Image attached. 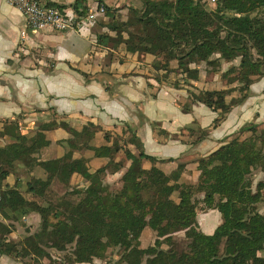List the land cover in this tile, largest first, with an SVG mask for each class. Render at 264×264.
Here are the masks:
<instances>
[{"label": "trees", "instance_id": "trees-1", "mask_svg": "<svg viewBox=\"0 0 264 264\" xmlns=\"http://www.w3.org/2000/svg\"><path fill=\"white\" fill-rule=\"evenodd\" d=\"M213 6L208 8L203 0H141L139 8L128 9L124 22L108 25L118 32L116 38L102 34L95 42L115 48L125 34L127 52L153 55L155 71L182 76L190 102L183 109L204 104L216 113V128L231 111L228 96L237 91L234 103H241L249 86L264 76V0H213ZM113 11L104 6V16ZM235 60L237 65L222 71L223 63ZM200 71L236 86L196 94L191 81L199 80ZM67 130L78 151L90 150L106 164L90 173L87 160H74L69 152L40 162L49 142L35 138L27 147L16 121L4 122L2 136L8 142L0 145V181L20 169L27 178L23 188L0 187V215L9 223H21L35 213L40 222L21 240L11 239L9 226L0 223V256L20 264H143L146 257L144 264H264V207L259 210L264 206V178L252 180L255 173L264 174V126L241 128L201 158L194 184L178 183L177 173L160 170L156 163L172 160L147 155L129 129L105 132L99 147L91 144L92 132ZM193 135L187 127L178 137ZM205 137L202 133L191 143ZM121 170L115 188L106 176ZM76 175L80 183L73 182ZM72 194L78 196L74 204L65 200ZM198 209L220 214L212 235L199 231ZM145 228L156 240L140 249ZM177 234H182L178 241L173 238ZM114 253L119 259L111 263Z\"/></svg>", "mask_w": 264, "mask_h": 264}, {"label": "crops", "instance_id": "crops-1", "mask_svg": "<svg viewBox=\"0 0 264 264\" xmlns=\"http://www.w3.org/2000/svg\"><path fill=\"white\" fill-rule=\"evenodd\" d=\"M76 1L42 0V3L78 19L96 11L99 5L116 11L112 16L97 13L90 28L28 31L22 39L24 16L5 0H0V145L8 142L2 136L4 122L14 120L25 146H31L35 138L49 142L39 154L40 162L61 158L69 152L74 160H87L86 167L93 173L107 160L95 159L90 150L78 151L67 129L92 132L94 147L104 144L105 132L120 133L129 129L140 139L147 155L172 160L156 163L160 170L166 175L177 173L178 183L194 184L201 158L217 150L241 128L264 126V76L256 78L249 86L241 103H234L240 96L237 91L228 96L231 111L224 122L213 128L216 113L204 104L196 102L190 104L189 111L183 109L189 96L182 76L155 71L153 55L138 57L127 52L125 34L120 35L122 42L115 48L95 42L102 34L116 38L118 32L111 31L108 25L124 22L128 9L139 8L141 0H79V6L74 8ZM191 84L196 94L236 86L223 81L218 74L210 76L204 71H200L199 80ZM187 127L194 135L183 140L178 136L180 130ZM202 133L206 134L204 139L191 143ZM144 167L149 168L150 163L145 162ZM16 172L6 176L0 187L20 184L23 188L27 175L22 169ZM122 173L123 170L108 174L106 181L117 188ZM73 182L80 183L81 177L74 176ZM176 198L175 193L173 199ZM65 200L74 204L78 196L68 195ZM39 222L35 213L27 215L21 223H9L0 215V223L9 226L13 240L29 235L30 229H35ZM220 222L216 210L197 213L199 231L204 235H212ZM181 236L177 234L173 238ZM155 240V233L145 228L139 237V248L147 249ZM118 259L114 253L108 260L114 263ZM0 264L20 263L4 255L0 256Z\"/></svg>", "mask_w": 264, "mask_h": 264}, {"label": "built area", "instance_id": "built-area-1", "mask_svg": "<svg viewBox=\"0 0 264 264\" xmlns=\"http://www.w3.org/2000/svg\"><path fill=\"white\" fill-rule=\"evenodd\" d=\"M9 5L16 8L25 19L23 29L20 32L25 39L27 32L37 33L50 29L57 32L90 28L96 19V14H104V6L99 5L96 11H90L84 18L66 16L60 10L45 7L42 0H5Z\"/></svg>", "mask_w": 264, "mask_h": 264}, {"label": "rangeland", "instance_id": "rangeland-1", "mask_svg": "<svg viewBox=\"0 0 264 264\" xmlns=\"http://www.w3.org/2000/svg\"><path fill=\"white\" fill-rule=\"evenodd\" d=\"M206 4H207V6H208V8H210V9H213L214 8V6H213V0H203ZM104 15V14H103ZM116 22V21H115ZM237 63H238V60H235V62H233V63H223L222 64V67H221V69L223 70V71H225L226 69H228L231 65H237ZM264 178V174H262V173H255L253 176H252V180H253V183H256L258 180H260V179H263ZM3 179L0 181V183L1 184H3ZM55 189H57V187H55ZM175 198V197H174ZM263 205H260L259 206V210L260 211H262L263 210ZM202 212H203V210H201V209H198L197 210V213L199 214V215H201L202 214ZM199 228V227H198ZM177 241H178V239H176ZM181 245V247H183V245L182 244H180ZM182 249V248H181Z\"/></svg>", "mask_w": 264, "mask_h": 264}]
</instances>
